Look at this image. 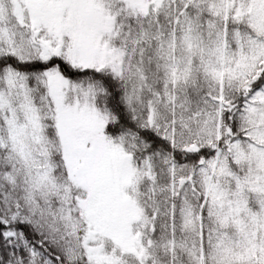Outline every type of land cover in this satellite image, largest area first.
Instances as JSON below:
<instances>
[{"label":"snow or ice","instance_id":"obj_1","mask_svg":"<svg viewBox=\"0 0 264 264\" xmlns=\"http://www.w3.org/2000/svg\"><path fill=\"white\" fill-rule=\"evenodd\" d=\"M0 264H264V0H0Z\"/></svg>","mask_w":264,"mask_h":264}]
</instances>
